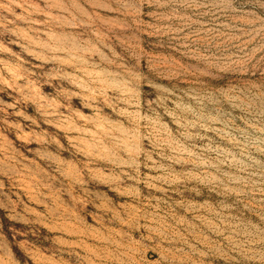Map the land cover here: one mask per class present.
Instances as JSON below:
<instances>
[{
    "label": "rangeland",
    "instance_id": "374dc122",
    "mask_svg": "<svg viewBox=\"0 0 264 264\" xmlns=\"http://www.w3.org/2000/svg\"><path fill=\"white\" fill-rule=\"evenodd\" d=\"M0 264H264V0H0Z\"/></svg>",
    "mask_w": 264,
    "mask_h": 264
}]
</instances>
